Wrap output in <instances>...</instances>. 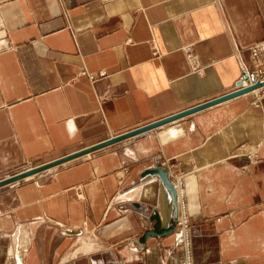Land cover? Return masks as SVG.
<instances>
[{"label": "crops", "instance_id": "obj_1", "mask_svg": "<svg viewBox=\"0 0 264 264\" xmlns=\"http://www.w3.org/2000/svg\"><path fill=\"white\" fill-rule=\"evenodd\" d=\"M262 40L264 0H0V177L235 88ZM156 160L192 264H264L263 87L1 185L0 264H180Z\"/></svg>", "mask_w": 264, "mask_h": 264}, {"label": "water", "instance_id": "obj_2", "mask_svg": "<svg viewBox=\"0 0 264 264\" xmlns=\"http://www.w3.org/2000/svg\"><path fill=\"white\" fill-rule=\"evenodd\" d=\"M239 83H237L236 87L224 92L222 94H219L217 96H214L212 98L206 99L204 101H201L197 104H194L192 106H189L187 108H183L181 110H178L176 112H173L171 114L162 116L160 118H157L155 120L146 122L144 124H141L139 126H136L134 128H131L129 130H126L124 132L118 133V134H114L112 136H109L103 140H100L98 142H95L93 144L84 146L82 148H79L77 150L74 151H70L67 152L65 154L59 155L57 157H54L52 159L31 165V166H27L25 168H22L18 171H15L11 174H8L6 176H2L0 177V186L4 185L6 183L24 178L28 175L34 174L38 171L44 170V169H48L50 167H53L59 163H62L66 160H69L71 158H75L78 157L80 155L86 154L90 151H93L95 149H98L102 146L111 144L113 142H117L120 140H124L126 138L129 137H135L141 133H144L146 130L152 129L154 127H157L163 123L169 122L175 118L181 117L183 115L189 114L191 112H194L196 110H199L201 108H204L206 106L221 102L223 100H226L228 98L237 96L239 94H242L244 92H247L255 87H258L262 84H264L263 81H256L254 84L251 85H247V86H240ZM155 174L160 182V185L162 188L164 189H169L170 192L172 193L170 196V199H168L169 201V207H164V209L162 210L163 215L165 217V222L167 223L166 226V230L165 231H171L175 225V219H176V193H175V189L173 187L172 182L170 181L168 174H167V169L165 167H163L160 163L159 160H156L154 164H152L151 166H149L143 173L142 175H152ZM158 209H153L152 212L150 214H148V223H150L153 219H155V221L158 220ZM157 222L155 224H153L152 226H148L146 227L145 231H144V236H146L147 234L150 233H157Z\"/></svg>", "mask_w": 264, "mask_h": 264}, {"label": "built area", "instance_id": "obj_3", "mask_svg": "<svg viewBox=\"0 0 264 264\" xmlns=\"http://www.w3.org/2000/svg\"><path fill=\"white\" fill-rule=\"evenodd\" d=\"M250 55L252 60L257 64V66H259L257 69H255L256 74H260V73H264V67L261 66V60L264 56V40L262 41H258L256 43H254L252 46H250ZM243 71L246 73L247 71L243 69ZM261 78L259 79H263L264 80V76H262V74L260 75ZM248 79L250 81H254L256 78L251 74L248 77ZM262 88V87H261ZM256 99H258V97L256 96ZM174 185L177 189V193H178V207H179V211H177V217H176V224H175V228H174V243L175 246H180V248H183V251L185 253V261H186V248H185V243L181 242L180 244H178V242L180 241V239L178 240L175 229H180L182 227L187 228V226H189V222H188V217H184L183 215V207L186 204V200H185V195H181L178 191V189L180 188L181 182L178 179V176H175V182ZM185 218V219H182ZM185 224V225H184ZM184 261V262H185ZM184 262H182V264H184Z\"/></svg>", "mask_w": 264, "mask_h": 264}, {"label": "bare ground", "instance_id": "obj_4", "mask_svg": "<svg viewBox=\"0 0 264 264\" xmlns=\"http://www.w3.org/2000/svg\"><path fill=\"white\" fill-rule=\"evenodd\" d=\"M241 82L246 86L247 85V80L244 79V77L241 78ZM249 84V83H248ZM250 84H253V83H250ZM262 87V86H261ZM259 87V88H261ZM259 88H256V89H259ZM264 88V87H263ZM255 89V90H256ZM225 101V100H224ZM222 102V101H221ZM189 115V114H188ZM158 127V126H157ZM156 128V127H155ZM151 130V129H149ZM148 131V130H146ZM145 131V132H146ZM142 134V133H141ZM140 135V134H139ZM51 168V167H50ZM28 176H26V178H28ZM179 193L181 195L184 196V191H183V184H182V181H181V186L180 188L178 189ZM178 198V197H177ZM187 205L185 204V206L183 207V215L184 217L187 218ZM182 219H185V218H182ZM185 225V224H184ZM176 235H177V238L178 240L180 239V241L178 242V244H180L181 242H184L185 243V248H186V261L184 262V264H192V260H191V236H190V233L188 232L187 228H183L181 230H178V232H176Z\"/></svg>", "mask_w": 264, "mask_h": 264}, {"label": "rangeland", "instance_id": "obj_5", "mask_svg": "<svg viewBox=\"0 0 264 264\" xmlns=\"http://www.w3.org/2000/svg\"><path fill=\"white\" fill-rule=\"evenodd\" d=\"M259 67V66H258ZM257 67V68H258ZM252 74H251V76L253 75L256 79L254 80V81H250L249 79H248V77L250 76V74L248 73V72H244L243 74L245 75V78L247 79V85H251L250 83H255L256 81H263L264 82V80L263 79H259V78H261V74H262V76H264V73H260V74H256V71L255 72H251ZM249 83V84H248ZM240 86H245L242 82H240V84H239ZM246 85V86H247ZM264 87V84H262V85H260V86H258V87H255V88H253V89H256V88H259V87ZM253 89H251V90H253ZM260 89V88H259ZM250 91V90H249ZM257 99L255 98V99H253V101H256ZM40 163V162H39ZM35 164H37V163H35ZM32 165H34V164H32ZM28 166H31V165H28ZM27 167V166H26ZM25 168V167H24ZM166 168V167H165ZM20 169H22V168H19L18 170H20ZM18 170H16V171H18ZM13 173V172H12ZM9 174H11V173H9ZM167 174H168V170H167ZM6 176V175H5ZM169 177V176H168ZM170 179V178H169ZM178 179H179V181L181 182L182 181V174H180V176H178ZM174 180V182H175V179H173ZM171 182H172V180H170ZM174 182H172V184L174 185ZM181 186V185H180ZM174 189H175V187H174ZM176 207H177V211H179V207L177 206V201H176ZM176 215H177V213H176ZM177 217V216H176ZM187 217H188V222H189V226H187V230H188V232L189 233H191V223H190V217L187 215ZM175 224H176V220H175ZM174 228H175V226H174ZM184 227H182V228H180V229H175V232H178V230H181V229H183ZM173 232H174V229H173ZM173 232H172V244H173V246H175V243H174V234H173ZM175 247H177V248H180V246H175ZM181 249V251H182V257H181V259H180V264H182V262H184L185 261V253H184V251H183V248H180ZM147 250V249H146Z\"/></svg>", "mask_w": 264, "mask_h": 264}]
</instances>
